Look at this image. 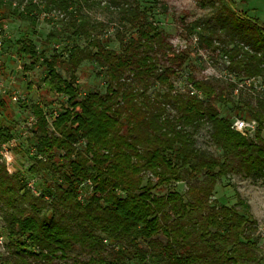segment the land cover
<instances>
[{
	"label": "trees",
	"instance_id": "obj_1",
	"mask_svg": "<svg viewBox=\"0 0 264 264\" xmlns=\"http://www.w3.org/2000/svg\"><path fill=\"white\" fill-rule=\"evenodd\" d=\"M74 1L84 0H44L46 8L62 14ZM108 1L122 24L135 32L127 40L118 37L120 52L97 39L103 24L89 23L85 30L71 21L73 33L83 35L86 45L68 50L69 79L56 70L55 59L42 61L47 91L67 97V106L51 122L43 107H31L35 165L30 172L48 171L57 180L36 196L0 164L6 249L0 264H261L255 220L211 197L221 177L264 180V95L246 102L247 110L240 113L258 124L251 140L221 116L219 104L229 99L219 85L190 75V91L173 87L172 65L180 58L138 0ZM217 23L225 36L210 29L208 21L202 27L210 37L199 36V41L212 47L216 39L223 45L216 48L235 78L264 79L261 22L230 12ZM20 52L38 57L28 45ZM83 61L103 70L104 93L78 97L74 72ZM155 84L158 89L150 93ZM228 86L237 88L231 82ZM202 125L220 155L194 146L188 129ZM10 139L0 129V146ZM180 182H186L183 193L167 189ZM85 183L91 193L82 202Z\"/></svg>",
	"mask_w": 264,
	"mask_h": 264
},
{
	"label": "rangeland",
	"instance_id": "obj_2",
	"mask_svg": "<svg viewBox=\"0 0 264 264\" xmlns=\"http://www.w3.org/2000/svg\"><path fill=\"white\" fill-rule=\"evenodd\" d=\"M84 1H74L69 13L62 14L46 8L44 0H0V129L8 131L11 136L4 147L12 156L6 166L8 173L19 175L36 196L44 195L46 188H51L57 178L48 171L40 174L30 172L35 165L34 145L30 142L31 127L35 122L31 107H43L44 114L51 122L67 106V97L47 91L44 84L47 69L42 61L55 59L56 70L63 78L69 79L68 50L74 45H86L83 35L73 33L75 28H72L71 21L77 27L84 26L85 30H90L89 23L103 24L102 32L95 34L97 39L106 48L119 52L118 37L127 40L135 34L122 24L116 8L108 0ZM127 1L132 3V0ZM29 2L35 7H31ZM138 4L148 21L163 31L172 51L180 58L172 65L175 70L170 79L173 87L181 93L190 91L187 81L190 75L216 83L223 91L224 99H229L219 104L221 116L231 124L243 119L240 113L244 115L247 110L245 103H253L255 97L264 95V79L235 78L227 70L225 57L216 48L223 45L213 39V46L208 47L199 41V36L210 37L208 30L202 27L203 23L209 21L208 27H216L217 33L224 37L217 20L230 12L241 19L256 18L264 27V0H159L157 4L150 0H138ZM22 45L33 47L38 57L33 59L21 53ZM74 77L79 98L92 92H105V75L93 62L83 61L75 70ZM229 82L235 83L237 88L231 91ZM157 89L155 84L150 93ZM188 131L196 148L211 155H220L206 125ZM254 135L255 132L247 137L252 140ZM261 138L264 141V129ZM81 145L83 143L79 142L78 146ZM80 189L79 199L84 202L91 193V187L85 183ZM167 189L183 193L186 182L172 183ZM211 199L218 205L232 206L255 220L253 236L264 253V180L244 175L221 177ZM2 225L3 216L0 213V253L5 255Z\"/></svg>",
	"mask_w": 264,
	"mask_h": 264
},
{
	"label": "built area",
	"instance_id": "obj_3",
	"mask_svg": "<svg viewBox=\"0 0 264 264\" xmlns=\"http://www.w3.org/2000/svg\"><path fill=\"white\" fill-rule=\"evenodd\" d=\"M233 1H238V0H233ZM1 45L2 43H1V30H0V48H1ZM231 127L234 130L241 132L244 135L248 136L257 130L258 124L256 123L255 120L237 119L232 123ZM5 144L0 146V164L4 165L6 170L8 171V167L6 165H7V162L9 161L11 162L12 156L10 154L11 152L6 147H4L7 145Z\"/></svg>",
	"mask_w": 264,
	"mask_h": 264
}]
</instances>
